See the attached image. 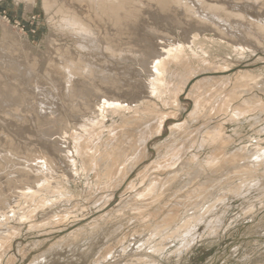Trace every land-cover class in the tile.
<instances>
[{"label":"bare ground","instance_id":"6f19581e","mask_svg":"<svg viewBox=\"0 0 264 264\" xmlns=\"http://www.w3.org/2000/svg\"><path fill=\"white\" fill-rule=\"evenodd\" d=\"M16 1L30 6L38 2ZM42 1L54 34L48 42L57 51L56 56L50 57L52 50L48 49L51 55L49 52L46 55L44 50L49 63L44 65L40 76L35 71L38 63L31 64L29 58H25L27 63L21 65L15 55L8 65L0 62V264L4 261L5 248L11 246L19 230L16 225L12 226V221L21 220L22 224L24 220H32L39 211H43L40 220L44 222L41 224L49 219L58 223L68 220V212H73L76 207L68 190L72 185L70 176H90L99 169L101 160V176L106 184L113 174H118L123 162L126 169H122L114 181H109L117 190L119 185L122 186L121 182L147 153L146 147L138 149L135 139L148 142L161 132L165 122L163 115L154 122H145L154 115L151 112L154 109L149 107L144 114L142 111V115L138 113L144 97L155 105L151 101L153 96L166 95L179 106V97L195 73L190 64L199 68L213 66V69L220 66L209 61L213 57L207 48H229L243 54L264 49V0ZM5 29L4 38L10 39L9 28ZM13 59L15 63L12 64ZM34 77L40 80L44 77L51 88L33 87ZM216 81V78L203 79L192 86L189 96L195 101V111L191 115L211 104V110L206 114L227 112L230 121L239 122L252 114L248 111L251 108L244 104L245 108L239 107L240 110L233 112L231 99L238 96L240 99L254 90L264 93V75L261 74L245 72L237 75L230 91L223 85L226 79L220 83ZM220 91L224 94L218 97ZM36 92L53 100V104L36 100ZM143 94L147 96L142 97ZM257 98L258 95H254L252 99ZM263 104L252 103V110H258V107L264 110ZM108 118H112L110 125L106 122ZM181 126H173L171 135L175 136L174 131L181 130ZM197 130L186 129L184 132L188 134L184 136L187 138L181 141L184 143L167 150L166 159L173 166L167 177L160 179L149 174L145 191L143 189L137 197L129 198L138 204L134 209L137 214H133L138 216L140 226H137L139 232L134 227L133 236L142 238L135 243L140 244L136 249L133 247L128 251L132 245H124L129 233V230L124 232L125 225L117 221L119 225L106 227L105 222L61 238L49 251L35 256L32 264H50L54 251L76 252V249L81 250V244L87 246L86 250H81L84 255L76 252L73 258L86 259L88 264H123L121 259L124 257H137L136 264H159L155 256L162 255L170 241H183L179 252L187 248L194 242L196 237L193 235L203 218L228 200V196L239 195L247 182L264 174L261 137L251 148L240 147L227 154L223 146H228L227 143L234 139L227 134L225 127L217 125L211 135L206 136L213 146L212 155L209 160L206 158L201 162L195 157H187V147L184 148L189 141L191 146L198 143V138L191 139L196 134L198 137L201 131ZM259 133L264 134V126ZM131 150L137 153L132 152L134 158L128 160L126 157L127 161L125 155ZM57 179L66 182L65 192L58 189L57 184L54 186ZM54 193L59 196L51 201L49 194ZM163 200L166 206L170 204L167 208L160 206ZM163 208L169 209L155 221L156 210ZM101 239L107 242H102L96 253L97 241L99 243ZM116 244L121 245L120 251ZM144 247L147 251H142ZM12 261V258L5 260L7 264Z\"/></svg>","mask_w":264,"mask_h":264},{"label":"rangeland","instance_id":"374dc122","mask_svg":"<svg viewBox=\"0 0 264 264\" xmlns=\"http://www.w3.org/2000/svg\"><path fill=\"white\" fill-rule=\"evenodd\" d=\"M48 21V16L43 9L42 0H38L35 6H30L25 2H18L16 0H0V62H6V64L8 65L10 63V60L14 58L12 57V55H15L16 61L18 59L21 60V65L23 63H27V60H25V58H29L31 64L38 63L35 71L40 76L41 73H43L44 65L49 63V57L46 58L48 52L49 54L51 52L53 53H51L52 55L50 54L51 56L49 55L50 57H54V55L56 56L57 53L56 50L52 49V46L49 45L48 42V38L50 39L54 36ZM5 28H9L8 33L12 35L10 39L4 38V33L6 30ZM25 49L26 51H24ZM48 49L52 51L50 52ZM44 50H46L47 52ZM207 50L209 51L211 57H213L209 61L211 63L220 64V66L218 69H213V66L199 68L197 65L190 64V69H193L195 73L190 77L187 87L179 97V106L181 107V109L179 106H176L169 97H166V95H161L159 97L158 95L153 96L151 98V101H153L155 105H151L150 103H148V101H146V97H144L145 99H142V102H140L141 110L138 111L139 114H141L142 112V114H144V112L149 111V107H152V109L154 110H156L157 107L159 108H157L156 110L158 113L154 112V110L151 111L154 115L147 119V121L145 122H154V120L160 119L162 115L165 119V122L161 132L158 135L152 136L148 142L144 141L142 143L141 138L135 139L138 149H142V146L146 147L147 153L145 158L142 159L143 161H140V164H138V162V165L136 164V166H134V170L130 172L131 174H128L129 176L126 177L127 179H124V183L121 182L122 186L119 185V187H117V190L116 188L112 187V182L109 183V181H114L113 179H115V177H117L121 173L122 169L124 170V168L127 167V165L123 162H121V164L119 165L121 167L118 166V174H115L116 176L113 174V178H110V180H106V184L101 176L102 174L100 168H103V162H101V160L98 162L99 169H97L96 172L91 174L90 176H86L84 174H82L83 176L80 177H77V175L70 176L72 185L67 187L70 191V196H72L75 200L76 207L74 208V210H72L73 212H68L69 214L66 216L68 220L66 219L65 221L63 220V222L58 223L57 221L53 222V219H49L48 221H45V223L41 224L42 222H44L40 220L43 211H39L36 216L32 218V220L35 218L33 221L31 219L30 221L24 220L22 224L21 220L12 221V226L16 225L19 230L17 229V234L13 238L11 246L7 248V250L6 248L4 250L3 264H7L5 260L7 261L8 258H12L13 261L11 264H32L35 256H41L43 253L49 251L50 248L54 247L53 244H56L61 238H64L70 233H73L79 229L89 230L94 224L104 225L105 222L107 223L106 227H112V224L114 226L119 224L125 225L124 232H127L129 230V233H127L128 238L125 241L124 245H132L129 247L128 251H131L133 247L136 249V247L140 244L135 243L142 238H138L137 235L133 236L136 231L135 228H138L140 226L137 222L138 216H135L137 212H134V209L138 207V204L135 203L136 201L134 202L129 198H131V196L132 198L137 197L140 193H143V189L145 191V188L148 187L147 183L149 184V174L155 175L160 179H162V177L163 179L167 177V172L172 169L173 166L171 165V163H169L168 159H166L168 156H166V154H168L166 152H168L167 150L169 149V147L178 146L179 144L182 145L184 143L181 141L187 138V136H184V134H188L187 132H184L186 129H198L197 132L201 131L198 137H196L197 134L191 137V139L194 138V140H196L197 138L199 139L197 144L193 143L192 141L193 145L191 146V142L189 141L184 147H187V151L185 154L187 157H195L198 161L201 162L203 160L204 162L206 160H209V157L212 155L211 153L213 151V146L208 143V139H206V136L211 135V132L214 131V128L217 125H222L223 127H225L227 134L231 135V138L234 139H231L233 142L230 141L229 143H227L228 146L225 145L223 146L224 148L222 147L227 154H230L229 152H231V150H237L240 147L247 146V149L251 148L253 145L258 144V137L262 138L263 141L260 144L261 146H264V134L259 133L260 129L264 126V110H259V107L258 110H252L254 109L252 103L255 105H262L264 103V93H262L261 91L254 90L253 92L244 94L242 97H240V99L239 96L237 98L231 99L233 105L231 110L233 112L235 110H240L239 107H241V109L245 108V106L246 108H251L248 109V111H251L252 114L240 119L239 122L230 121L231 119L227 112L218 113L219 115L216 114L217 116L215 115V113L206 114L211 110V104L205 105V109L201 107L193 115H191L195 111V101L192 97L189 96V92L192 86L196 85L195 83L203 79L216 78V82L220 83L224 78L226 79V81L223 85L227 88V91H230L232 89L231 86H235V84L233 83L234 81H236L237 75L244 74L245 72H249L255 75H264V49L260 48L255 52H248V54H243L241 52L237 53L233 49L229 50V48L223 49L221 47L219 49L215 46L210 49L207 48ZM45 52L47 53L46 55ZM38 55H40V57ZM40 59H42L41 64L39 62ZM13 60L14 61L11 62L12 64L15 63V59ZM2 65L6 67L4 64ZM34 78V82L32 83V86L34 84L33 87H38L39 89L51 88L49 82L47 83L44 77L43 80L38 79L39 77ZM146 78L148 77H145V79ZM223 94L224 91L222 92V94L220 91L218 97H221ZM36 95L38 96L36 100L38 99L46 102L47 104H53V100L45 99L44 96L39 95L38 92H36ZM144 95L147 96V94H143L142 97ZM254 95H258V98L256 100L252 99ZM226 96L227 95H225V97ZM258 99H261V101ZM245 101L247 103H244ZM181 105H183L184 107ZM155 113L158 117L155 116ZM252 118H256L255 120L257 122ZM207 121L209 122L207 123ZM106 122L110 125L112 123V118H108ZM173 126H181V130L178 129L177 131H174L175 136L171 135V129L173 128ZM132 152H135L134 154L137 153L136 150H131V152H128L125 155V160L134 158ZM162 167H165L166 169L161 170ZM70 169L72 171V168ZM70 169H68L67 171H70ZM97 175H100V177H98ZM261 175L262 176L257 180L253 182H247L239 195L228 196V200H226L227 202H221L219 205L220 207L218 206L219 208L217 207L216 210L212 211L211 214H208L205 218H203L204 220L202 221V224L199 223L196 227V234L193 235L196 238L194 239V242L192 241L189 244V248L187 247L183 250H180L179 252L178 249L180 246H182L183 241H170L166 245L163 254L160 256H155V258L160 261L159 264H264V174ZM58 179H64V177H59ZM61 181L62 180H58L57 183L54 184V186L58 185V189H61L63 192H65L64 187L66 186V182L64 180L62 182ZM256 183L258 185H256ZM225 187L226 185L224 186V188ZM49 196L51 197L50 199L52 201L53 199H56L59 194L54 193L53 195L49 194ZM234 197H236V199ZM164 203H166L165 200H163V202L161 201L159 204L160 206H165L166 208L170 205L169 204L166 206V204ZM129 204L131 205L129 206ZM88 205L90 206L88 207ZM122 205H124L126 209L128 207V209L126 210L124 207L121 208ZM165 209H154L158 211L156 212L158 218L154 215L155 221L161 218L163 214L165 215L167 213L166 211H168L169 208L166 210ZM181 211L183 212V210ZM224 213H226V215ZM133 215L135 217H133ZM216 220H219V222H217ZM117 221L120 223L118 224ZM207 223L209 224L207 225ZM36 224L39 226H37ZM131 226L132 228L135 227L133 229L134 231L132 230ZM28 227H31L32 230L31 228L28 229ZM37 227L40 229H38ZM137 232H139V228L137 229ZM131 237L134 238L132 239V242ZM102 242L106 243L107 241H105V239L104 241L103 239H101L99 243L97 241V245L95 247L96 253L100 251L98 248L99 246H101ZM120 246L121 245L116 244L118 251H120ZM81 247V250L83 249V251L86 250L84 248H87L85 244H81ZM81 250L76 249L78 255H84L83 251ZM142 251H147L146 247H144ZM23 252L25 253V255L23 254ZM69 252L71 253V255ZM76 252H71L69 250L67 252L66 250L54 251L49 259L50 264H77V262H79L78 264H80V261L81 264H88V260L86 261V259L78 260V256V258H73V254L75 255ZM136 259L137 257H124L121 259V263L123 262V264H136Z\"/></svg>","mask_w":264,"mask_h":264}]
</instances>
